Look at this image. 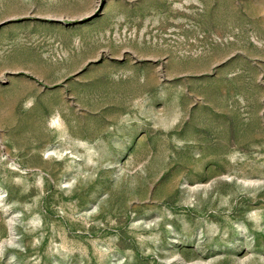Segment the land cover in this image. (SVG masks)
Returning <instances> with one entry per match:
<instances>
[{"label":"rangeland","instance_id":"rangeland-1","mask_svg":"<svg viewBox=\"0 0 264 264\" xmlns=\"http://www.w3.org/2000/svg\"><path fill=\"white\" fill-rule=\"evenodd\" d=\"M0 264H264V0H0Z\"/></svg>","mask_w":264,"mask_h":264}]
</instances>
